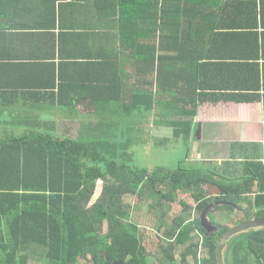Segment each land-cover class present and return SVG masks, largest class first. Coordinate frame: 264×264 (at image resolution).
I'll return each mask as SVG.
<instances>
[{
	"label": "trees",
	"instance_id": "16d2710c",
	"mask_svg": "<svg viewBox=\"0 0 264 264\" xmlns=\"http://www.w3.org/2000/svg\"><path fill=\"white\" fill-rule=\"evenodd\" d=\"M252 1L256 0L104 1L105 10L118 13V39L120 36L130 50L137 70L149 69L153 79L138 78L137 83L127 85L125 76L117 75V70L113 73L114 60L107 62L104 57L101 64L115 75L100 81L99 96L88 91L73 96L74 100L82 98L86 106L71 110L86 111L90 117L63 123L62 128L52 122L26 120L14 123L23 128L21 133L11 131L0 137V264H31V259L40 260L38 264H151L147 261L150 254L157 256L156 264H217L216 245L228 227L217 223L219 231L209 235L200 223L202 210L223 199L239 205L241 199H247L244 194L253 192L257 180L255 197L248 205L259 208L255 214L264 216L262 163L256 162L258 170L245 172L236 181L221 177V182H214L215 173L208 169L198 171L180 164L174 169L139 166L132 151L137 140L143 139L140 131L160 135L162 127L171 131L172 138L183 136L186 162L197 103L224 96L241 99L238 93L195 94L203 83L196 80L193 89L192 73L201 70L203 74L211 62L204 60L210 59L205 53L196 59L192 52L214 45L217 36L223 35L216 21L231 8ZM208 19L213 20L211 25ZM110 38L114 40V36ZM178 76L184 81L182 86H177ZM164 80H170L169 84ZM150 113L167 114L171 119H155L152 124L157 129L142 125L140 130L134 118ZM157 138L155 147L160 145ZM206 182L215 183L220 195L206 197L202 190ZM193 186L199 189L191 195L194 205L180 200L181 210L170 220L169 208L163 210L158 236L150 239L148 249L140 225L128 220L130 206L125 197L150 196L153 211L164 204L170 207L177 191L184 193ZM230 208L222 205L215 210ZM192 210L198 215L193 216ZM239 238L229 243L226 263L229 255V264H249L247 248L264 251L262 245Z\"/></svg>",
	"mask_w": 264,
	"mask_h": 264
},
{
	"label": "crops",
	"instance_id": "0c3cea01",
	"mask_svg": "<svg viewBox=\"0 0 264 264\" xmlns=\"http://www.w3.org/2000/svg\"><path fill=\"white\" fill-rule=\"evenodd\" d=\"M104 1L7 0L0 5V137L11 131L21 133L23 128L14 123L26 120L52 122L62 128L63 123L83 122L90 117L86 111L71 110L86 106L82 98L74 100L73 96L84 91L99 96L100 81L115 75L101 64L104 57L107 62L114 60L117 67L113 66V73L117 70V75L125 76L127 85L137 83L138 78L153 79L149 69L137 70L130 50L120 36L118 39V13L116 9L105 10ZM222 17L216 23L223 35L217 36V42L208 45L207 50L199 51L197 47L192 52L196 59L205 53L210 59L204 60L211 62L203 74L201 70L193 71V89L196 80L203 83L195 94H241L239 100L224 96L218 101L199 102L192 117L190 162L209 168L208 173L214 172V182H221V177L236 181L245 172L258 170L256 162L264 164V0L239 4ZM207 21L210 25L213 22ZM182 80L178 76L177 86L184 84ZM159 116L168 118L167 114ZM158 133L160 137L172 136L168 130ZM237 172L241 174L229 176ZM253 182V192L244 194L247 199L240 201L250 210L223 199L209 204L215 206L208 207V214L216 206L227 205L232 221L244 216L233 224L231 219L224 223L228 228L264 217L255 214L259 208L248 205L258 186L257 180ZM204 185L217 188L220 195L215 183Z\"/></svg>",
	"mask_w": 264,
	"mask_h": 264
},
{
	"label": "rangeland",
	"instance_id": "374dc122",
	"mask_svg": "<svg viewBox=\"0 0 264 264\" xmlns=\"http://www.w3.org/2000/svg\"><path fill=\"white\" fill-rule=\"evenodd\" d=\"M155 118L160 119L161 117L157 114H146L142 116H137L134 118V120L138 123L137 126L140 130H142V125L145 127H151L153 126L155 129H157V125L155 126L152 124V120ZM158 130H164L163 128H159ZM75 134V133H74ZM139 135H143V139L137 140V144L133 146L132 151L134 154V162L139 165V166H144V167H156V166H163L166 167V169H174L176 168L179 164L185 167H190L194 169H198V171L203 170V171H208L206 167H203V165H195L194 163L190 162V159L186 160V162H183L185 159L184 154L186 151V142L183 139L182 135L177 136L176 138H172V136H161L157 138L158 135L155 132L152 131H147V129L144 130V134H142V131L139 132ZM165 137L168 138V140L165 139ZM157 138L156 140L159 141L160 145L154 146L153 145V140ZM192 148V146H191ZM212 171V170H211ZM240 172L233 173V175H229L232 177H236L240 175ZM201 177V176H200ZM197 186L191 187L188 191L182 193L181 190L177 191L175 193L176 200L172 202L169 206L167 207L164 204V208H155V210L150 211L149 206L153 202L152 198L149 197H138V196H126L125 197V202L130 206V215L128 217V220L131 222L137 223L140 225V233L143 234V239H144V244L148 246V249L150 248V239L156 237L157 238V229L158 225L161 223L159 217L162 213L163 210H167L169 208V220L172 219V217L176 214L179 213L181 210V206L179 204L180 200L183 201H188L192 206L194 205L193 199L191 195L193 193H196L198 191ZM202 190H207L208 193L211 196L217 195L218 190L217 188L210 187L208 185H203ZM240 205L247 210H250V208H247L246 203L244 202L243 204L240 203ZM254 209V208H252ZM193 216H197L198 212L197 210H192ZM209 218L213 217L214 222L218 224H224L230 221L231 223L237 222L239 219L243 218L244 216L242 215L241 217H238L237 219H234L232 221L233 215L230 214L228 211H212L209 212ZM166 221V216L164 217V220ZM226 226V225H225ZM227 227V226H226ZM159 233H162L161 231ZM232 241V239H231ZM230 241V243H231ZM155 250V249H153ZM179 252V249L177 248L176 253ZM155 254H150L147 257V261L151 264H156L157 259H156ZM230 257L227 255V261L230 263ZM31 264H38L40 263V260L36 259H31L30 261ZM80 264H86L83 261Z\"/></svg>",
	"mask_w": 264,
	"mask_h": 264
},
{
	"label": "water",
	"instance_id": "95a60500",
	"mask_svg": "<svg viewBox=\"0 0 264 264\" xmlns=\"http://www.w3.org/2000/svg\"><path fill=\"white\" fill-rule=\"evenodd\" d=\"M193 151H196V144H194L193 146ZM213 206H215V204L208 205L206 208H204L200 216V223L201 226H203L207 231H209V228L207 226H212L214 228V232H217V227H215V225H213L210 222V219L208 217V211H209L208 207L212 208ZM254 228L264 229V217H257L255 219L247 220L245 222L237 224L233 227H229L227 231L220 236L216 245L215 254H216L217 264H226L225 250L227 248V243L233 236ZM209 233L210 235H213L212 231H209ZM108 264H124V263L113 261V262H109Z\"/></svg>",
	"mask_w": 264,
	"mask_h": 264
},
{
	"label": "flooded vegetation",
	"instance_id": "af4514ba",
	"mask_svg": "<svg viewBox=\"0 0 264 264\" xmlns=\"http://www.w3.org/2000/svg\"><path fill=\"white\" fill-rule=\"evenodd\" d=\"M210 222L213 225H215V227H217V232H218L219 227L216 225L217 223L211 219H210ZM207 227L209 228V231H212V233L214 232V228L212 226H207ZM209 231H208V234L210 235ZM241 238L244 239V242L251 241L255 244H260L263 246V249H264V229H258V228L250 229L246 231L244 235H241L239 239ZM245 253L247 255V258L250 260L249 264H262L264 262V251H256V250H251L250 248H247L245 250ZM226 264H229V263H226Z\"/></svg>",
	"mask_w": 264,
	"mask_h": 264
}]
</instances>
